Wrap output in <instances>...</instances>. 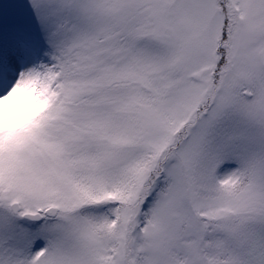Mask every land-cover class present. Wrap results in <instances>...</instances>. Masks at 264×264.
Returning a JSON list of instances; mask_svg holds the SVG:
<instances>
[{
	"label": "snow or ice",
	"instance_id": "1",
	"mask_svg": "<svg viewBox=\"0 0 264 264\" xmlns=\"http://www.w3.org/2000/svg\"><path fill=\"white\" fill-rule=\"evenodd\" d=\"M0 264H264V0H0Z\"/></svg>",
	"mask_w": 264,
	"mask_h": 264
}]
</instances>
